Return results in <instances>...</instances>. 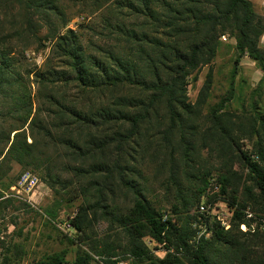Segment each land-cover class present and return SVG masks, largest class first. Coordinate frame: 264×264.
Instances as JSON below:
<instances>
[{"label":"trees","instance_id":"16d2710c","mask_svg":"<svg viewBox=\"0 0 264 264\" xmlns=\"http://www.w3.org/2000/svg\"><path fill=\"white\" fill-rule=\"evenodd\" d=\"M12 2L19 6L16 16L11 13ZM93 5L104 6L108 12L103 31L87 28L102 40H83V33L66 28L67 21L55 0H12L8 11L2 12L0 106H6L3 112L0 109V157L4 148L6 152L0 164L11 160L32 167L50 188L59 184L68 201L80 197L76 214L67 222L80 242L87 239L95 214L107 222L109 230L122 235V246L95 243L88 251H78L71 264H91L90 253L100 257L102 264H117L120 248L134 264H264V259L254 257L253 246L239 240L235 233H245L240 230L241 224L250 227L242 212L247 201L237 202L236 190L229 193V206L234 210L229 228L224 229L208 214L190 213V202L183 195L180 206L172 205L176 218H171L166 210L156 208L145 195V188L128 175V171L136 173L131 164L138 160L137 155L143 160L153 144H160L152 135L154 131L160 133L165 116L168 124L161 132L164 138L178 127L180 141L186 139L182 128L190 126L189 115L196 114L187 101L188 77L211 63L221 36L227 34L235 40V67L247 54L262 71L260 82H264V49L259 47L264 17L255 12L250 0H93ZM1 6L7 7L3 0ZM45 10L58 21L53 22V16ZM43 24L47 29L41 34ZM35 42H47L51 47L45 71L36 70L34 74L39 87L36 98L41 102L33 113L35 97L22 78L19 59ZM54 60L61 62L60 70L52 68ZM210 83L208 76L197 104L204 103ZM160 110L163 117L154 126L152 118ZM42 111L47 120L41 118ZM28 120L27 134L23 128ZM8 121L11 123L4 130L2 124ZM213 129L221 139L233 140L217 116ZM252 131L264 135V123L260 128L252 127ZM28 137L31 142H27ZM49 147L58 160H68L63 169L75 176L77 191L70 190L72 182L54 171L58 161L46 153ZM255 154L256 159L240 152L258 191L254 194L246 188L247 200L261 203L264 209L261 142ZM178 176L179 171L171 168L169 180L179 184ZM229 179H219L223 193H227ZM201 181L206 183V178ZM121 189L132 202L124 210L108 204L117 202L115 193ZM2 197L0 191V217L11 202ZM89 211L93 217H89ZM198 224L204 225L211 236L197 238ZM65 237L73 243L71 237ZM147 242L154 247L149 248ZM158 248L164 249L163 257L154 254ZM66 254L61 250L35 264H66ZM6 255L1 264H20Z\"/></svg>","mask_w":264,"mask_h":264},{"label":"rangeland","instance_id":"374dc122","mask_svg":"<svg viewBox=\"0 0 264 264\" xmlns=\"http://www.w3.org/2000/svg\"><path fill=\"white\" fill-rule=\"evenodd\" d=\"M3 1L7 7L5 9L1 6L0 20L3 17L2 12L8 11L12 0ZM250 1L255 12L264 17V0ZM55 2L67 21L66 28L83 33V40H89V38L102 40L100 36H92V32L87 28L103 31V19L108 16L104 6L95 7L93 0H55ZM18 10L19 6L14 3L11 13L16 16ZM45 11L53 16L51 17L53 22L58 21L50 10ZM46 29L47 25L43 24L41 34H44ZM50 47L51 45L47 42L42 44L35 42L24 52V58L19 59L22 78L30 89L31 95L35 97L32 105L33 113L41 102V99L36 98L39 87L38 79L34 74L36 70L45 71L44 62L50 54ZM259 47L264 49V35L259 40ZM237 57L234 38L227 34L221 36L220 45L211 63L188 77L187 101L196 114H190L191 125L185 124L182 128V134L186 139L183 142L180 141L178 127L164 138L161 132L168 124V117L165 116L164 122L159 126L160 133L156 134L154 131L152 135L158 137L161 148L158 147L160 144H153L148 150V155L143 156V160L140 155H137L138 160L131 164L135 166L136 173L128 171V175L137 179L138 183L145 188V195L156 208L166 210L173 219L176 215H173L171 211L172 205L180 206L183 195L190 202V213L196 212L200 203H205L210 208L211 220L217 222L219 217L229 223L234 208L229 206L228 197L231 190H236L237 202L247 201L248 206L242 212L250 223L249 228L241 224L240 230L245 233L235 232L237 238L253 246L251 248L255 258L264 259V209L261 208L263 207L261 203L251 204L250 200H247L246 188H250L254 194L258 191L240 156V152H243L256 159L257 143L261 142L264 147L262 132L255 134L252 131V127L260 128L261 122L264 123V82H260L263 73L247 54L239 58L238 65L235 67L234 62ZM52 68L60 70L61 62L54 60ZM208 76L211 77V83L206 91L205 101L197 104L206 88ZM227 96H230L229 99L223 102L222 99ZM5 106L6 104L0 106L2 112ZM40 115L42 119L47 120L45 111H42ZM215 116L227 128V133L233 140L221 139L218 131L217 134L214 133ZM162 117L163 112L160 110L158 115L152 118L154 126L161 121ZM29 120L23 128L27 134ZM10 123L8 121L2 124L4 130ZM33 133L36 135V132ZM31 140L30 137L27 138V142ZM1 148L3 144L0 143ZM5 152L4 148L1 159ZM46 153L54 161H58L54 171L61 179L72 182L68 185L70 190L77 191L74 183L75 176L67 169H63V165L68 164V160L66 158L58 160L51 147L46 150ZM171 168L179 171L177 177L179 184L169 180ZM26 176H28L27 181L24 180ZM221 176L230 178L227 193L221 191L219 181ZM202 178H206V183L201 181ZM0 182L11 184L9 187L0 184L2 198L11 200L10 205L2 213L3 217H0V264L3 254L6 253L11 260L20 264H35L61 250H66V264H71L78 251H88L89 246L95 243L101 244L105 241L109 245L124 244L122 235H116L114 231L109 230L107 222L98 214L93 217L91 211L88 214L89 217H93L92 226L85 241L80 242L73 230H66L63 225L64 229L59 227L61 224H67L76 214L81 198L68 201V197L63 194L59 184L50 188L42 181L40 173L32 167H23L15 161L6 160L0 164ZM123 192L122 189L117 191L115 193L117 202H108V204H115V208L119 210L129 207L132 204L130 195L125 198ZM198 229L204 232L205 238L211 236V232H207L204 225L198 224ZM65 235L71 237L73 243H69ZM116 236L119 238L117 239ZM147 245L149 248L154 247L151 242H147ZM122 250V248L118 249L120 260L134 264L131 257L121 254ZM153 252L158 257H163L165 254L163 248ZM90 254L93 258L91 264H102L100 257Z\"/></svg>","mask_w":264,"mask_h":264},{"label":"built area","instance_id":"2783aa9c","mask_svg":"<svg viewBox=\"0 0 264 264\" xmlns=\"http://www.w3.org/2000/svg\"><path fill=\"white\" fill-rule=\"evenodd\" d=\"M24 180L27 181L28 180V176H26ZM32 185H34V184H32ZM197 213L198 214H208V215L212 216L211 211H210V208L205 203H200L198 205ZM163 217L166 218L167 217V214L164 213ZM217 219H218L217 222L220 224L221 227H223L224 229L229 228V223L228 222L223 221L219 217H217ZM62 225L65 227L66 230H70V224L69 223H67V224H61V225H59V227H62ZM240 227H242V225H240ZM202 234H204V232L203 231H200V229H199L198 232H197V238H199V236H201ZM155 253L157 254V252H155ZM117 264H128V263L126 261L119 260L117 262Z\"/></svg>","mask_w":264,"mask_h":264}]
</instances>
